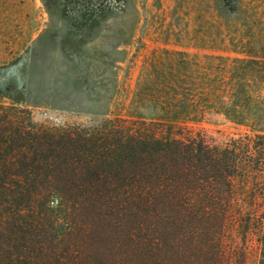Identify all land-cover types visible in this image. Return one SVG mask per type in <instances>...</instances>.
<instances>
[{
	"label": "trees",
	"instance_id": "16d2710c",
	"mask_svg": "<svg viewBox=\"0 0 264 264\" xmlns=\"http://www.w3.org/2000/svg\"><path fill=\"white\" fill-rule=\"evenodd\" d=\"M173 120L55 128L0 105V264H245L254 233L264 264V135Z\"/></svg>",
	"mask_w": 264,
	"mask_h": 264
},
{
	"label": "rangeland",
	"instance_id": "374dc122",
	"mask_svg": "<svg viewBox=\"0 0 264 264\" xmlns=\"http://www.w3.org/2000/svg\"><path fill=\"white\" fill-rule=\"evenodd\" d=\"M0 105L45 127L174 119L216 142L264 135V0H0ZM258 249L249 235L245 264Z\"/></svg>",
	"mask_w": 264,
	"mask_h": 264
}]
</instances>
